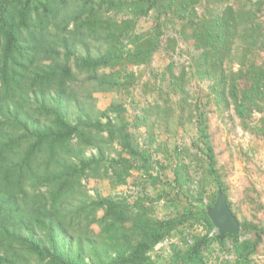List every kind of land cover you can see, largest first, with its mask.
<instances>
[{
	"label": "trees",
	"instance_id": "1",
	"mask_svg": "<svg viewBox=\"0 0 264 264\" xmlns=\"http://www.w3.org/2000/svg\"><path fill=\"white\" fill-rule=\"evenodd\" d=\"M263 8L264 0H0V264H161L153 250L177 232L186 245L173 244L165 264H207L216 250L234 256L220 264H256L261 231L243 223L220 234L206 212L218 189L233 210L204 106L191 110L204 162L193 191L185 164L171 178L155 173L150 149L130 131L151 133L152 107L132 123L122 103L101 109L94 95L129 93L138 79L131 67L181 41L194 51L190 70L167 77L181 100L189 80H208L209 102L233 106L246 128L264 135V117L248 121L264 114ZM147 18L153 25L142 31ZM134 172L164 186L160 199L174 190L184 202L173 200L174 213L158 218L147 195L90 193V179L116 187Z\"/></svg>",
	"mask_w": 264,
	"mask_h": 264
},
{
	"label": "rangeland",
	"instance_id": "2",
	"mask_svg": "<svg viewBox=\"0 0 264 264\" xmlns=\"http://www.w3.org/2000/svg\"><path fill=\"white\" fill-rule=\"evenodd\" d=\"M264 23V8L260 14ZM153 25L152 19L139 22L140 30H148ZM167 35L175 34L171 31ZM194 51L179 41L177 45L170 47L164 45L152 57L147 64L132 66L138 79L129 93L123 91L97 92L94 97L99 108L105 109L111 103H122L126 107L128 120L135 123L136 115H143L146 107H152L148 112V122L152 125L151 133L145 126L132 125L130 131L143 147H148L152 153V159L157 162L155 173L162 171V175L168 178L173 176V170L179 163L187 166V173L192 180L186 187L196 191L197 183L203 175V157L199 145H196L197 127L196 117L192 112L193 104L204 106L208 125V132L217 159V169L228 189V198L237 219L241 224L249 223L261 231V241L253 259L256 264H264V135H258L243 125V121L237 116L233 106L218 107L209 102L210 81L189 80L185 88L186 101L181 100V93L168 84L169 72L179 74L183 68L190 70V57ZM259 62L264 63V46L259 51ZM234 69L237 67L234 64ZM170 69V70H169ZM168 71L167 76L163 73ZM264 117L263 113L253 112L248 121L256 124ZM149 137L154 140L151 142ZM95 153L88 150V155ZM139 173L129 178L127 185L113 187L108 180L95 181L90 179L88 188L92 195L96 192L102 196L107 195H147L153 200V212L158 218L174 213L173 200H185V197L172 190L169 198L160 199L163 193V185H153L150 182H140ZM138 179V180H137ZM143 183V184H142ZM214 186H210L203 200L208 203L215 192ZM102 214V213H100ZM99 232L100 229L94 226ZM187 231V230H186ZM189 232V230H188ZM198 233V229H192V233ZM178 236L177 245L184 247L186 243L181 233ZM244 235V234H243ZM255 238V233H245L244 236ZM169 251L159 254V262L165 264ZM158 255V254H157ZM234 256L227 250H216L210 255L207 264H220L222 260H233Z\"/></svg>",
	"mask_w": 264,
	"mask_h": 264
},
{
	"label": "water",
	"instance_id": "3",
	"mask_svg": "<svg viewBox=\"0 0 264 264\" xmlns=\"http://www.w3.org/2000/svg\"><path fill=\"white\" fill-rule=\"evenodd\" d=\"M206 212L218 233L233 235L240 232L241 223L234 216L221 190L216 191L215 201L212 206L206 207Z\"/></svg>",
	"mask_w": 264,
	"mask_h": 264
},
{
	"label": "built area",
	"instance_id": "4",
	"mask_svg": "<svg viewBox=\"0 0 264 264\" xmlns=\"http://www.w3.org/2000/svg\"><path fill=\"white\" fill-rule=\"evenodd\" d=\"M201 230V229H199ZM187 240L189 243L192 242L191 236L188 234L187 235ZM178 243V236L177 235H170L168 237H165L164 239H162L160 242L157 243V245L155 246L153 253H162V251L166 252L169 251L171 246L173 244H177Z\"/></svg>",
	"mask_w": 264,
	"mask_h": 264
}]
</instances>
